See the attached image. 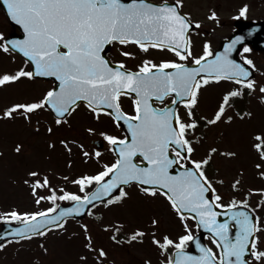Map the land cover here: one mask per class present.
<instances>
[{
    "label": "snow or ice",
    "instance_id": "obj_1",
    "mask_svg": "<svg viewBox=\"0 0 264 264\" xmlns=\"http://www.w3.org/2000/svg\"><path fill=\"white\" fill-rule=\"evenodd\" d=\"M3 5L6 18L22 33L20 38H10L0 31V53L12 61L21 56L23 64L0 67V88L32 84L38 78H51L53 83L36 97L0 109V120L19 118L31 125L35 119L38 132L42 114L48 112L52 123L46 130L51 134L53 124H70L83 105L97 122L107 116L118 128L126 126L123 135L100 132L106 151L114 154L110 161L102 159L103 148L82 152L98 166L71 180L78 192L66 190L63 184L54 186L51 176L38 169L29 170L24 183L34 203L50 202V206L35 211L12 209L0 216V220L19 222L6 243L39 237L38 246L46 255L44 238L54 230L63 234L70 218L102 219L101 209L126 203L133 195L128 189L135 185L145 199L163 197L181 231L173 236L157 215L149 218L148 226L131 231L123 220H116L104 225L105 230L112 228L113 242L148 240L161 264H264V187L244 191L240 169L226 200L221 189L227 181L216 161L234 159L238 152L209 142L200 153L209 139L206 129L233 123V113L241 119L253 117L251 110L239 107L244 99L255 95L264 104V80L257 77V72L264 75V69H257L249 56L234 58L252 50L251 32L231 36L222 50L210 40L198 41L203 22L183 10L185 0H3ZM248 7L243 5L238 16H246ZM208 19L220 23L215 11ZM129 45L142 53L157 49L164 55L158 62L138 59L136 51L125 47ZM111 46H119L123 58L112 60L107 54ZM128 60H138L135 70L127 66ZM213 86L219 95L209 110L202 101ZM123 97L131 99L133 111L125 110ZM87 132L95 133L96 128L88 127ZM253 136L251 147L259 156L255 168L264 178V129ZM60 143L72 151L67 140ZM23 147L17 143L15 152ZM57 201L72 203L65 207ZM82 228L86 251L79 264H90V258L91 264H114L109 251L94 243L89 223ZM201 229L207 231L211 245L199 238ZM191 246L199 250L198 255L192 254ZM3 249L5 243H0ZM36 264H43L41 256ZM144 264H152L151 259Z\"/></svg>",
    "mask_w": 264,
    "mask_h": 264
},
{
    "label": "rangeland",
    "instance_id": "obj_2",
    "mask_svg": "<svg viewBox=\"0 0 264 264\" xmlns=\"http://www.w3.org/2000/svg\"><path fill=\"white\" fill-rule=\"evenodd\" d=\"M0 31L6 35L10 31L2 12L0 11ZM257 69H264V61H254ZM22 60L16 57L12 61L5 54L0 53V67L12 68L21 65ZM257 77L264 80V75L257 72ZM51 82L35 81L27 85H13L8 88H0V109L9 106L12 102L23 101L38 96L45 88L50 87ZM219 95V89L215 86L206 90L202 104L207 105L209 110L215 105ZM240 107V106H239ZM244 109L251 110L253 117L241 119L233 113L234 122L220 125L217 129L208 133V141L200 146V153L206 149V144L214 142L218 146L227 147L237 151L238 156L234 159H225L219 157L216 165L220 168V175L227 181L221 191L227 195L232 193L230 182L233 178H239L240 169H243L242 183L244 191L250 187H264V178L258 175L255 164L259 162V156L255 149L251 147L257 130L264 129V104L257 96L248 97ZM90 115H85L84 111L78 110L73 114L70 124L57 127L54 124V133H48L46 128L52 123V116L45 112L41 117L40 130L35 131V119L30 125L22 119L0 120V216L12 209L19 211H35L41 207H47L50 202H42L36 205L31 196L28 185L24 183L27 179L29 170L38 169L51 176L54 186L64 185L68 191H73L76 185L71 180L76 176L93 171L98 165L95 161H87L83 151L89 153V140L92 138L104 139L100 136L101 131H109L114 134L115 129L108 125L103 119L92 123ZM88 127H95V133H88ZM61 140H67L71 145L72 151L69 152ZM17 143L24 145L20 153L15 152ZM53 143L54 147H49ZM83 144L81 149L78 145ZM102 159L110 161V152L103 151ZM71 162V163H70ZM64 176L68 180L63 179ZM133 193L132 198L123 205H117L109 209H101L104 212L102 219H95L93 216H87L78 223L69 221L65 228L66 231L60 234L54 230L51 235L44 238L49 251L45 255L38 246L40 239L31 241H22L20 243H11L0 253V264H36L37 256H41L43 264H79V256L84 253V231L83 223H89L93 241L97 246H104L109 251V261L114 264H141L151 259L152 264H161V257L156 248L150 241L139 244L135 241L129 243L125 241L127 251H121V243L113 242L110 239L112 228L104 229L105 224H112L116 220H123L128 230L136 226H148L149 218L157 215L163 220L164 230L175 234L181 231L179 220L174 219L163 197L158 199H145L136 187L128 189ZM43 191V190H41ZM243 198V192L240 197ZM257 197L252 200L253 205ZM2 202L8 206H2ZM11 204V205H10ZM140 260V261H139ZM91 264V258H90Z\"/></svg>",
    "mask_w": 264,
    "mask_h": 264
},
{
    "label": "flooded vegetation",
    "instance_id": "obj_3",
    "mask_svg": "<svg viewBox=\"0 0 264 264\" xmlns=\"http://www.w3.org/2000/svg\"><path fill=\"white\" fill-rule=\"evenodd\" d=\"M200 1L202 2L200 3ZM203 4H205L208 9L206 15L207 21H204L203 18L205 12V8H202ZM245 4L249 6L246 16H238L239 9ZM183 10L192 12L194 18H198L203 22L201 25L202 33L200 36L196 37V39L201 42L203 40H210L212 46L216 49L220 46L221 41L226 40L235 34L237 29H246L244 33L247 34L251 32V35H253L256 40L261 38L262 33H259V31L252 32L251 29H256L262 25L264 26V0H185ZM212 11L217 12L220 21L219 24L214 20L208 19V16ZM252 23L257 24L255 28H246V26ZM118 47L119 46H111L107 50V54L112 60L123 58L117 51ZM125 47L128 50L136 51L138 59L150 58L158 62L159 59L162 58V55H164L157 49H150L148 53H142L135 45ZM249 47L252 50L248 53H243L244 55L255 60L264 61V52L254 50L250 45ZM197 51H199V45ZM171 55V53H167V56L171 57ZM137 62L138 60H128L127 66L135 70L134 65ZM122 100L125 110L129 112L133 111L131 107V99L123 97ZM105 119L111 123L109 117L106 116ZM205 242L206 244H210L211 240L206 238Z\"/></svg>",
    "mask_w": 264,
    "mask_h": 264
},
{
    "label": "water",
    "instance_id": "obj_4",
    "mask_svg": "<svg viewBox=\"0 0 264 264\" xmlns=\"http://www.w3.org/2000/svg\"><path fill=\"white\" fill-rule=\"evenodd\" d=\"M0 5L3 6V8L5 10V7L3 5V0H0ZM11 23L13 25H15V22H11ZM21 31H22V29H21ZM20 37H21V35H15V34H11V36H10V38H20ZM234 58H237V57L234 56ZM44 79H51V78H44ZM122 127L124 129L126 128L125 125H122ZM62 206L67 207V206H71V204H69V205H62ZM77 218H80V217H77ZM221 219H224V217L222 216ZM18 226H19V224L18 225H13V224H8V223L7 224H3L2 227H1V229H0V242L4 241L6 239L12 238V235H11L12 229L14 227H18ZM205 233L208 234L206 230L201 229L200 232H199V234H198L199 235V238L201 239ZM193 251H195V247H194Z\"/></svg>",
    "mask_w": 264,
    "mask_h": 264
}]
</instances>
